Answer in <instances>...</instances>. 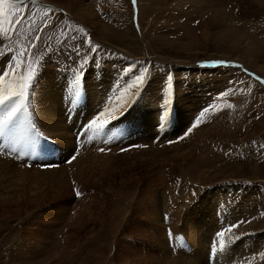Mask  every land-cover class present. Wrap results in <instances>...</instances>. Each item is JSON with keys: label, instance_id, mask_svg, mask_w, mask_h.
I'll list each match as a JSON object with an SVG mask.
<instances>
[{"label": "rangeland", "instance_id": "374dc122", "mask_svg": "<svg viewBox=\"0 0 264 264\" xmlns=\"http://www.w3.org/2000/svg\"><path fill=\"white\" fill-rule=\"evenodd\" d=\"M0 8V92L19 93L32 78L17 100L25 109L0 134V264H121L116 254L131 264H190L196 253L202 264H264V0H136L135 9L132 0H5ZM226 60L234 65L216 63ZM218 68L236 74L215 80L205 71ZM49 100L72 127L62 142L51 133L59 124ZM73 157L80 164L67 168ZM59 165L71 195L38 206L44 177L31 171ZM153 184L160 227L144 210ZM240 221L248 222L225 231L228 247L212 255L216 234Z\"/></svg>", "mask_w": 264, "mask_h": 264}, {"label": "bare ground", "instance_id": "6f19581e", "mask_svg": "<svg viewBox=\"0 0 264 264\" xmlns=\"http://www.w3.org/2000/svg\"><path fill=\"white\" fill-rule=\"evenodd\" d=\"M126 56V55H125ZM155 60L156 61H158V64L160 65V63H162V62H164V61H162L161 60V58L160 59H156L155 58ZM187 68V67H186ZM183 71V70H182ZM185 71V70H184ZM190 71H193L192 70V68H190ZM206 72H210V71H215V72H217V74H216V77H214V79L216 80V79H218L220 76L219 75H222V78L224 79V78H227V79H231L232 78V76H235V74H233V73H231L230 72V70H225V69H222V68H218V69H214V70H205ZM188 74V73H187ZM190 74V73H189ZM233 74V75H232ZM44 75V74H43ZM64 76V75H63ZM127 77V76H126ZM64 78H66V77H64ZM66 79H68V78H66ZM40 80V79H39ZM60 80V79H59ZM128 80V79H127ZM153 80V79H152ZM169 80V79H168ZM167 80V81H168ZM170 80H172L171 78H170ZM250 80V79H249ZM45 81V80H44ZM172 84V83H171ZM233 84V83H232ZM170 85V84H169ZM41 86V85H40ZM172 86H173V84H172ZM202 86V85H201ZM262 88V87H261ZM260 88V89H261ZM35 90V89H34ZM38 91V90H37ZM42 91V90H41ZM51 91V90H50ZM37 94H38V92H37ZM47 95V94H46ZM121 95V94H120ZM148 98H150V97H148ZM110 100V99H109ZM117 100H118V98H117ZM46 101V100H45ZM112 102H114L113 100H112ZM42 104V103H41ZM151 104V103H150ZM47 107H48V109L50 108V114H49V119L51 120V121H53V122H56V123H58L59 124V126H58V128H56V129H53V130H51V133L52 134H54L56 137H58V140H60V142H62V140L64 139V137H68V133L67 132H70V128H72V127H70V128H68V127H66L65 125H64V123L62 122V120H63V118H62V113L61 114H56L54 111H53V109H55V110H60L61 109V106H58V107H56L55 105H56V101L55 100H53V101H48L47 102ZM53 105H54V108H53ZM88 106V105H87ZM94 106V105H93ZM153 106V105H152ZM60 108V109H59ZM47 111V110H46ZM61 111H63L62 109H61ZM153 111V110H152ZM152 111L151 112H149L148 114H147V116L146 117H148V119H149V121L151 122V124L153 123V118H154V114H152ZM44 112V111H43ZM112 112V111H111ZM110 112V113H111ZM57 113H59V112H57ZM44 119H45V117H44ZM59 119L61 120V121H59ZM65 119V118H64ZM102 119V118H101ZM117 122V121H116ZM52 124V123H51ZM50 124V125H51ZM96 124V123H95ZM60 125H61V127H60ZM114 125V124H113ZM48 127H50V126H48ZM47 127V128H48ZM66 127V128H65ZM113 127V126H112ZM99 128H100V126H99ZM99 128L97 129V130H99ZM49 129V128H48ZM95 129V128H94ZM150 129V128H149ZM179 129V128H178ZM107 130H108V127H107ZM67 131V132H66ZM120 131V130H119ZM89 133V132H88ZM47 134V133H46ZM84 134H86V133H84ZM53 136V135H52ZM87 136V135H86ZM145 136V135H144ZM143 136V137H144ZM148 137V136H147ZM146 138V137H145ZM57 139V138H56ZM79 154H84V153H79ZM86 155V154H85ZM90 156H92V154L90 155ZM93 157V156H92ZM108 157V156H107ZM79 160V159H78ZM77 160V157L76 158H74V160L71 162V163H69V165H67L66 167L67 168H69V167H72V165H73V163H75V161H76V164L74 165V166H77L78 164H80L79 163V161ZM105 160H107L108 161V159H105ZM27 167V166H26ZM60 167V169L59 170H57V169H50V170H41V169H39L38 167H34L33 168V170L31 171V175H33V176H39L38 174L39 173H41L42 175H43V180H42V182H40V181H37V182H40V184L39 183H37V184H39L38 186H37V188H36V190H35V193H36V195L35 196H37L36 198V200H37V202H38V206L39 205H41L42 204V202L43 203H45L44 201H48L47 199H50V201L51 202H53V201H56L57 200V198L59 197V196H61V195H64V193H66V192H68V194L69 195H71L69 192L71 191V187L68 185V183L66 182V181H64V180H62L61 179V175H62V173L64 172V169H65V167H63V165H59L58 166V168ZM75 168V167H74ZM21 169V168H20ZM28 170V169H27ZM26 170V171H27ZM30 170V169H29ZM19 171V170H18ZM79 172V171H78ZM19 173V172H18ZM76 173V172H75ZM20 174V173H19ZM25 174V173H24ZM77 174V173H76ZM71 175V174H70ZM75 175V174H74ZM41 176V175H40ZM36 177V178H37ZM133 177V176H132ZM132 177H130V178H126V180L127 181H134V180H136V179H132ZM134 178V177H133ZM26 179V178H25ZM73 179V178H72ZM152 179V178H151ZM16 180V179H15ZM44 180H47L46 182L44 181ZM34 182V181H33ZM41 183H45V184H47V185H43L42 186V184ZM52 183V184H51ZM36 184V183H35ZM23 186V185H22ZM60 186H64V190H59L58 189V187H60ZM153 187H152V189H150V190H147V192L145 193V199H146V201L148 202V206H146V207H144L145 209V211H146V213H149V215L151 216L150 217V219L153 221L151 224H152V226L154 227L155 226V224H157V226L158 227H160V225H162V223H161V221L164 219H162L161 220V217H162V214H161V210L158 208L159 207V205L158 206H156L155 205V203H154V201H155V196H156V186L153 184L152 185ZM43 187H44V190H43ZM48 188H50L51 190H46V191H48V192H45V189H48ZM145 189H146V187H145ZM44 192V193H42V191ZM81 191V190H80ZM72 192V191H71ZM143 192V191H142ZM160 192V191H159ZM206 192V191H205ZM81 193V192H80ZM83 193V192H82ZM50 194V197H48V195ZM95 194V193H94ZM154 194V195H153ZM247 196H249V193H248V195ZM42 197H45V199L43 200H41V198ZM62 197V196H61ZM35 200V199H34ZM36 200H35V202H36ZM144 200V199H143ZM161 200V199H160ZM49 201V202H50ZM50 202V203H51ZM167 202V201H166ZM46 204V203H45ZM158 204V203H157ZM36 205V206H37ZM35 206V205H34ZM46 208V207H45ZM49 208V207H48ZM219 208V207H218ZM217 208V209H218ZM55 209H57V208H55ZM60 209V208H59ZM42 210V209H41ZM49 210V209H48ZM61 210V209H60ZM163 211V210H162ZM49 212L50 213H52V215L53 214H55V210L53 209V208H50V210H49ZM145 213V214H146ZM165 213V212H164ZM174 214H175V212H174ZM50 214H48V216H49ZM44 216V215H43ZM146 216V215H145ZM148 216V215H147ZM173 216V215H172ZM185 216V215H184ZM127 217V216H126ZM129 217V216H128ZM149 217V216H148ZM171 217V215L169 214V216H168V218H170ZM176 217V216H175ZM178 217V216H177ZM174 218V217H173ZM182 218V217H181ZM42 219V218H41ZM125 219H127V218H125ZM44 220H46V219H44ZM175 220H177V218H175L174 219V221ZM166 221V220H165ZM164 221V222H165ZM57 222V221H56ZM151 222V221H150ZM167 222V221H166ZM151 224H149V225H151ZM164 224V223H163ZM156 227V226H155ZM157 227V228H158ZM153 231V230H152ZM154 232L155 231H153L152 233H151V235H153L154 234ZM151 237H153V236H151ZM203 237V236H202ZM155 238H156V236H155ZM200 242V241H199ZM203 243V242H202ZM158 244V243H157ZM199 244V243H198ZM200 244H201V242H200ZM202 246H203V244H201ZM209 245V244H208ZM34 246V245H33ZM200 246V245H199ZM122 247V246H121ZM201 248V247H200ZM203 252H205V251H203ZM123 253V252H122ZM207 253V255H208V252H206ZM123 254H125V253H123ZM126 254H128V252L126 253ZM134 254V253H133ZM139 255H140V253H139ZM201 255H202V253H201ZM207 255H205V256H207ZM152 256V255H151ZM202 256H204V254L202 255ZM115 257V256H114ZM193 257V260H195V261H191V262H189L188 261V263H190V264H198L197 262H199L200 264H202L201 263V257L196 253L194 256H192ZM152 258V257H151ZM156 258V257H155ZM128 259L129 258H127L126 256H121V254H116V257H115V262H120L121 264H131V262L130 261H128ZM153 259V258H152ZM207 259V258H206ZM225 259V258H224ZM223 259V260H224ZM147 260V259H146ZM154 260H158V259H154ZM203 260H204V257H203ZM204 262V261H203ZM206 262V261H205ZM204 262V263H205ZM207 263V262H206ZM133 264V263H132Z\"/></svg>", "mask_w": 264, "mask_h": 264}, {"label": "snow or ice", "instance_id": "6c2138e0", "mask_svg": "<svg viewBox=\"0 0 264 264\" xmlns=\"http://www.w3.org/2000/svg\"><path fill=\"white\" fill-rule=\"evenodd\" d=\"M4 3H5V0H0V5H3ZM132 5H133V8L135 9L136 0H132ZM2 15H3V9L0 8V17H2ZM3 22H4L3 19H0V24H3ZM9 26L11 27V24ZM137 30H139L138 26H137ZM0 31H2V29H0ZM92 51H96V48H92ZM87 63H88V61L84 60V62L80 64L79 69H77L76 71L73 72V80L71 83V87L69 89L70 95L72 97V102H75L79 96V93L76 89H77L79 83L81 82V80L86 75V73L83 71V69ZM216 63L222 64V63H226V62H216ZM148 71L149 70L147 68H145L144 72L141 75L136 77L137 81L140 84H143L145 82L146 74L148 73ZM6 75H7V73L0 75V80H3L4 76H6ZM23 79L25 82L20 85L19 93L15 92V91L11 92L10 94H5L3 92H0V106H3L5 108L4 113L2 115H0V134H2L5 129L9 128V126L12 125L15 122V120L17 119L18 114L25 109V105L22 103H17V100L21 96L24 97L25 100L27 99V92H28L29 84L32 82V78L31 77H24ZM257 79H260V78H257ZM261 83H264V80H261ZM231 106L232 105H229V107H231ZM113 119H115V117H113ZM93 123H95V121H93ZM107 123H108V121H103L104 125H107ZM195 126L196 125L194 124L192 127H195ZM191 131H192V128H189L187 130V132L185 133V135H187L188 132H191ZM38 135H42V134L38 133ZM98 150L99 151H105L104 148H100ZM122 151H123V149H122ZM74 158L75 157H73V159ZM75 194L78 197L81 195V193L79 191H76ZM193 195H196V193H193ZM247 222L248 221H240L237 224L229 225L227 229L218 232L216 235L221 240L220 246L218 248L215 242L212 244V247H211L212 255H216L219 252H223L228 247V245L223 242V237H224L225 231H231L232 228L239 227L240 223H247ZM168 235H169L170 239L173 238V234L171 232H169Z\"/></svg>", "mask_w": 264, "mask_h": 264}]
</instances>
